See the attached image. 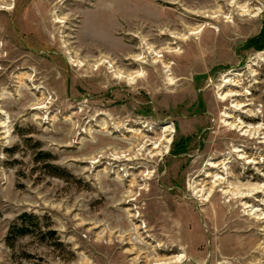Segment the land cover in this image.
Listing matches in <instances>:
<instances>
[{
  "label": "rangeland",
  "instance_id": "374dc122",
  "mask_svg": "<svg viewBox=\"0 0 264 264\" xmlns=\"http://www.w3.org/2000/svg\"><path fill=\"white\" fill-rule=\"evenodd\" d=\"M217 2L0 0V264H264V0Z\"/></svg>",
  "mask_w": 264,
  "mask_h": 264
},
{
  "label": "bare ground",
  "instance_id": "6f19581e",
  "mask_svg": "<svg viewBox=\"0 0 264 264\" xmlns=\"http://www.w3.org/2000/svg\"><path fill=\"white\" fill-rule=\"evenodd\" d=\"M216 1V8L214 9V10H208V11H194V12H196V15H198V14H200V16H202L203 15V17H205V18H209V19H211V20H213V21H215V22H218L219 21V18H224V19H227V20H229L230 19V17H223V13H222V7H221V4H219V2H217L218 0H215ZM220 1H222V0H220ZM224 1H226V0H224ZM230 4H234V7L236 6V4H235V2H233V1H230ZM229 4V6L231 7V5ZM2 8H5V9H9L10 7H2ZM236 8H238V9H240V10H238V11H240V12H243V14H246V12H248V9L246 10V7L245 6H236ZM211 9V8H210ZM227 16V15H226ZM231 16V15H230ZM213 27L212 26H200V27H198V28H188V34H186V35H182V34H178V33H173V32H171V33H168V30L169 29H162L161 30V33H160V35H165L166 33L168 34V37H170V38H172V39H177V40H183V39H185V38H187L188 36H194V35H198L199 33H201L202 31H203V33L204 32H206V31H208V30H211ZM175 42H171V43H168L167 44V46H165L162 50H164L165 52H168V53H175V52H177L178 50H176V49H173V48H171L170 47V45H172V44H174ZM141 48H138V49H142L143 50V48L146 46V49H147V51L148 50H151V52L150 53H153L154 54V56H156V57H160V56H158V54L160 53V52H156L154 49H152V47L151 46H148L147 47V42L143 39L142 41H141ZM204 48V47H203ZM149 52V51H148ZM147 52V53H148ZM106 59H108V58H106ZM130 59V58H129ZM134 59L136 60V61H140L141 63H144L143 61H144V57L143 56H141V54L140 55H138V56H135L134 57ZM98 60V59H97ZM139 62V63H140ZM103 63H109L110 64V67L111 68H114L115 67V65H111V64H113V62H110V61H102V62H100V59H99V65H102ZM83 65V64H82ZM114 71H115V74H116V76L118 77V78H122V79H125V80H127V81H133V79L134 78H136V77H139V76H142V73L139 71V72H136V73H134V75H132V74H130V73H128V72H126V73H124V72H118V70H117V67H116V69H114ZM231 95H233V96H235V95H238V94H231ZM227 117H230L229 115H227ZM240 124H238L237 125V127H240V128H244L243 126H242V122L240 121L239 122ZM235 124V123H234ZM234 127V126H233ZM236 127V128H237ZM258 127H260V126H258ZM252 128H254V127H252ZM251 128V129H252ZM250 129V130H251ZM249 130V131H250ZM254 130H256V129H254ZM259 131V130H258ZM258 131H255V132H252V133H254V134H256ZM163 132L164 133H166V127H165V129L163 130ZM247 131L245 130V133H246ZM251 133V132H250ZM249 133V134H250ZM261 133V132H260ZM159 146H160V144H159ZM156 148H158V146L156 147ZM237 150V149H236ZM116 155V153H114V156ZM123 156V155H122ZM116 157V156H115ZM210 165V164H209ZM211 167L212 168H214V169H217V166L216 165H214V164H211ZM226 169V168H225ZM224 169V170H225ZM217 171V170H216ZM221 173V172H220ZM223 175V174H222ZM222 175H219V174H215V177L213 178V180H214V182H215V184L217 183V184H219L220 186L221 185H223L224 183H225V179L222 177ZM218 186V185H217ZM229 192V191H228ZM183 255H181V256H178L177 257V259H176V261L177 262H179V261H182L183 260Z\"/></svg>",
  "mask_w": 264,
  "mask_h": 264
},
{
  "label": "trees",
  "instance_id": "16d2710c",
  "mask_svg": "<svg viewBox=\"0 0 264 264\" xmlns=\"http://www.w3.org/2000/svg\"><path fill=\"white\" fill-rule=\"evenodd\" d=\"M23 218L25 220H27V221L28 220L29 221H31V220H37L36 217H34V216H28V215H23ZM15 230H16V234H18L19 236H24V235L28 234L31 231L30 227H26V226H22L19 229H15Z\"/></svg>",
  "mask_w": 264,
  "mask_h": 264
}]
</instances>
